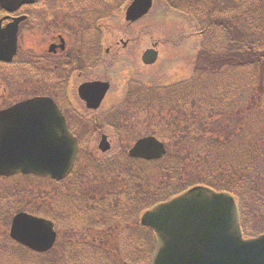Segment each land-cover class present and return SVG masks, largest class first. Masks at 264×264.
<instances>
[{
	"label": "trees",
	"instance_id": "trees-1",
	"mask_svg": "<svg viewBox=\"0 0 264 264\" xmlns=\"http://www.w3.org/2000/svg\"><path fill=\"white\" fill-rule=\"evenodd\" d=\"M73 1L86 2L81 6L96 8L97 16L106 17L128 0ZM162 1L167 8L190 16L197 24L194 33L199 43L190 78L196 71L200 73L193 80L165 87L169 103L163 96L152 99V106L164 112L161 116L164 129L160 134L166 143V155L150 161L132 159L122 153L116 156L125 148L119 130L115 133L120 146L116 154L87 152L72 174L83 175L89 183L95 178L99 183L92 185L95 193L99 187L102 195L99 198L84 187L73 189V195L83 201L90 215L94 213L90 206L99 211L97 207L107 195L114 197L113 204L121 197L123 205H119L117 214L108 199L109 209H100L104 215L101 227L105 225L103 229L113 234L117 231L113 224L121 220L128 224L120 227L137 226L132 230L134 233H126L124 240L133 237L137 241L136 248L125 247L134 264H147L155 248L153 237L145 251L139 250L143 246L141 240H146L138 223L140 214L194 185L227 192L235 198L244 237L264 233V0ZM219 2L225 5L220 6ZM229 4L235 6L232 12ZM82 15H86L85 10ZM239 70H247L248 76ZM229 77L232 78L227 80ZM224 78L226 90L220 96V90L215 91L214 97L208 94ZM184 170H189V178ZM97 216H90L94 225ZM0 240V246L25 259L38 257L43 264H64L63 260L50 258L51 251L36 254L13 245L7 238ZM69 243V240L63 241L62 250L57 254L59 258L64 257L66 264L70 247L80 245L69 246ZM97 248L106 251L104 245ZM115 260H109L108 264H117Z\"/></svg>",
	"mask_w": 264,
	"mask_h": 264
},
{
	"label": "rangeland",
	"instance_id": "rangeland-1",
	"mask_svg": "<svg viewBox=\"0 0 264 264\" xmlns=\"http://www.w3.org/2000/svg\"><path fill=\"white\" fill-rule=\"evenodd\" d=\"M48 1L41 0L36 7L38 9V13L35 14L38 20L36 23L40 22L41 29H35V31L29 30V28L24 29L25 33L21 38L19 49L21 59H24L27 55L34 56L35 46L38 47V51L48 46L47 41L53 37V32L47 30L46 21L56 17L57 21L63 22L72 15L71 11L66 12L67 9H59L58 6L56 7L55 4ZM50 1L54 2V0ZM218 5L224 6L225 4L219 2ZM234 7L233 4L229 6L231 12ZM87 19L92 21L88 28L85 29L84 24L82 27L81 23H77L71 32L67 31L65 37L74 52L76 49L81 48V53L87 57L89 49H92V53H89V56L92 55L90 56L92 60H86L85 64L96 65L88 69L86 77L94 76L110 81L111 93L118 98L114 107L111 105L102 106L96 111H87L83 107L81 109L78 105L81 113L76 111L71 102L64 104L65 109H63V112L68 118L71 128L76 131L75 134L80 138L82 146L84 147L86 143L85 150L88 154L99 153L97 144L100 134L104 133L112 145L109 152L113 154L119 147L118 138L115 136V133L119 130H121L119 133L120 139L126 141V143L123 144L124 151H119L116 156L121 153L125 155L127 148L142 136L155 135L164 140L160 136L161 129H164L161 117L164 112L152 106V99L163 96V100L169 103L168 94L164 90L165 87L184 80H193L194 76L195 78L200 76V73L196 71L190 78L197 57L195 54L196 46L199 43V38L194 33V30L198 27L197 24L190 16L167 9L161 0H155L151 13L132 24L125 22L123 6L116 13L115 18L112 16L105 17L101 22L100 20L95 21L91 16H88ZM154 42L158 43L156 47L158 59L154 65L146 66L141 62L140 57L142 52L151 47ZM38 51L36 54H40ZM97 56L98 58H94ZM32 66L36 67V65ZM46 69L40 66V73L46 71ZM5 72H7V69L0 65V79L13 74V72L9 74ZM239 72L248 76L247 70H239ZM24 76L30 77V74L25 73ZM231 78L229 77L227 80ZM225 79L210 88L208 94L210 93L214 97L215 91L220 90L218 94L220 96L226 90ZM18 84L20 83H16L13 78L0 81V95H3L2 92L4 91L0 101L10 102L22 97L18 95ZM5 86L6 90L3 89ZM41 88L43 90L42 86L38 87V90H41ZM22 91L27 94L31 93L33 89L25 86L22 87ZM110 96L111 94L107 102L110 100ZM77 103L79 101L74 104L77 105ZM79 104L82 106L81 103ZM4 105L6 104H0L1 107ZM109 111L110 113H108ZM114 114L116 118L119 117L117 124L106 120L108 116ZM184 173L189 178V170H184ZM95 183H98L97 179L93 178L92 182L89 183L83 179V175L72 176L60 184H55L47 178L31 179L22 176L7 179L0 178V238H7L10 219L14 211L29 209L30 212H37L38 209L36 208H41L43 212L38 213H42L41 215L56 221L59 228L60 241L51 251L52 255L50 256L53 260L58 258V262L63 260L66 264L64 257L59 258L57 254L62 250L60 244L69 240V246L72 243H79L80 245L70 247L68 258H66L68 264H73V262H76V264H108L109 260L115 258L117 264H123V262L134 264L130 258V251L126 252L125 247H127V250L132 246L136 248L137 241L132 239L133 243L127 244L128 241L125 242L124 240L126 239V233L129 235L134 233L135 231L132 230L136 229L137 226L132 224L128 228H124L125 226L120 227L122 224H128L127 221L121 220L113 224L117 229V231L112 232L113 234L103 229L105 225L101 227L104 215L100 212V209H109L108 205L111 202L113 204L114 197L106 196L111 202L107 199L103 202L99 200L100 206L97 207L99 211H95L96 208L91 205L90 208L94 213L90 215L83 201L81 202L73 195V189L78 186L79 189L84 187L91 194L94 193V197H101L99 187H97L96 193L93 191L92 185ZM77 193H81V190ZM30 195L37 198L35 206L28 198ZM118 198L119 202L113 204V209L117 210L114 214L118 213L119 205H123L120 203L121 197ZM95 215L98 216L94 225L90 216ZM129 219L133 221L131 217ZM99 222L101 223L99 224ZM142 230L146 240H141L143 246L139 250L145 251L146 247L151 245L149 242L152 243L154 233L149 228H143ZM109 235L110 237H108ZM88 243L97 246L104 245L106 251L94 246L83 245ZM0 244H2L1 240ZM108 253L110 256L106 255ZM34 263L43 264V261L38 257L25 259L9 248L0 246V264Z\"/></svg>",
	"mask_w": 264,
	"mask_h": 264
},
{
	"label": "water",
	"instance_id": "water-1",
	"mask_svg": "<svg viewBox=\"0 0 264 264\" xmlns=\"http://www.w3.org/2000/svg\"><path fill=\"white\" fill-rule=\"evenodd\" d=\"M151 4L152 0H132L125 19L137 20ZM11 43L12 55L14 38L0 34V58L10 60L3 50ZM156 57L154 49H147L142 60L150 64ZM107 88L106 82L85 83L79 87V94L87 107L96 108ZM99 148H109L105 136ZM77 151V140L66 129L52 100L38 97L0 111V175L21 171L59 180L71 170ZM128 152L132 157L156 159L165 153V148L147 136L138 139ZM140 222L153 228L157 237L150 264H264V233L242 237L236 205L228 193L195 186L146 211ZM10 237L45 252L53 246L56 232L51 221L20 212L12 218Z\"/></svg>",
	"mask_w": 264,
	"mask_h": 264
},
{
	"label": "flooded vegetation",
	"instance_id": "flooded-vegetation-1",
	"mask_svg": "<svg viewBox=\"0 0 264 264\" xmlns=\"http://www.w3.org/2000/svg\"><path fill=\"white\" fill-rule=\"evenodd\" d=\"M26 5H20L16 9L9 11L6 8H0V28H6L10 23L23 14H27V18L18 24V33L20 41L21 33L25 26L29 27V30L35 31V29L40 30L42 25L40 22L37 24V17L35 15H30V12H25ZM38 9L34 8L33 12L37 13ZM30 20V22H29ZM56 17H52L48 23L47 30L53 32V37L47 41L48 46L44 47L42 50L38 51V47H34V56L28 58L27 61L21 59L18 51L15 55H18L16 65L19 62L20 65L28 63L29 65H36V67L29 70L31 81L38 83L41 80L48 79V89L50 97L56 102L58 99L69 104L71 99L78 97L77 88L84 82L93 80H103L98 77H86L84 75L85 62L80 54V49H76L74 52L67 42L65 34L70 29V21L64 20L63 24H60ZM40 54H36V52ZM94 58H98L94 57ZM40 66L47 68L45 72L46 75L40 73ZM19 76V75H18ZM23 82V80H19ZM74 88V90L72 89ZM73 91L75 95L73 94ZM79 98V97H78ZM22 175V174H21ZM28 176H34L31 174H24ZM37 177V176H35Z\"/></svg>",
	"mask_w": 264,
	"mask_h": 264
}]
</instances>
